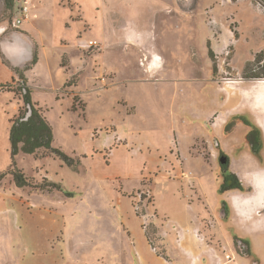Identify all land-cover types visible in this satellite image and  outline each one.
<instances>
[{
    "label": "rangeland",
    "instance_id": "rangeland-1",
    "mask_svg": "<svg viewBox=\"0 0 264 264\" xmlns=\"http://www.w3.org/2000/svg\"><path fill=\"white\" fill-rule=\"evenodd\" d=\"M259 3L264 0H16L9 8L0 0V27H5L0 38L13 42L18 36L25 52L18 67L0 52V85L21 88L23 75L53 128L52 146L76 159L89 155L76 168L42 150L12 156L13 119L26 108L20 94L0 88V264H118L116 257L121 264L126 258L138 264L136 247L148 249L144 235L158 253L172 252L176 264H252V259L264 264V207L255 203L264 200V130L262 162L255 159L237 175L244 191L226 193L227 199L246 198L258 209L244 212L238 203L230 204L225 220L218 218L220 152L228 156L249 149V129L236 116L224 120L220 133L212 129L216 114L205 120L221 109L223 87L238 91L230 81L255 85L264 79V56L254 59L258 52L264 55ZM22 5L29 8V20L12 27ZM132 23L145 29L141 34L164 56L163 71L145 73L146 50L127 39ZM79 37L99 44L81 49ZM73 83L82 97L75 98L76 110ZM122 99L137 107L136 116L124 121L128 127L150 138L172 129L180 153L167 155L165 166L155 171L161 176L153 187L151 179L133 194L134 203L118 192L119 180L110 179L125 168L127 157L124 163L116 156L113 166L105 164L127 138L114 135L115 128L97 129L111 120L123 123ZM237 107L244 106L239 102L232 111ZM252 113L245 119L264 122L263 112ZM19 172L27 178L25 185L18 184ZM124 177L131 188L133 178ZM247 235L250 244L240 253L237 244ZM66 237L73 246L66 247ZM154 255L145 257L159 264Z\"/></svg>",
    "mask_w": 264,
    "mask_h": 264
},
{
    "label": "crops",
    "instance_id": "crops-1",
    "mask_svg": "<svg viewBox=\"0 0 264 264\" xmlns=\"http://www.w3.org/2000/svg\"><path fill=\"white\" fill-rule=\"evenodd\" d=\"M19 7V6H18ZM17 7V9H18ZM128 26L131 28H127L129 32L127 36H129L128 42L130 43H135L138 44L140 43L142 46L141 48L139 46H137L141 51H143V49H145V56L144 59L145 60V66H144V71L145 73H149L151 75L155 74V73H159L161 71H163L165 69V58L164 56L156 51L153 50V46L151 43V38L148 37V35L144 32V34L142 35L141 33L143 31H145V29H141L139 30V28L135 25V24H128ZM76 28V27H75ZM76 34H77V28L74 29ZM133 30V31H131ZM131 31V32H130ZM146 34V35H145ZM0 37H1V32H0ZM76 35L73 38H70L69 40L74 43L76 41ZM237 35H234V38L237 39ZM23 40L21 38H19L18 36L14 38L13 42H9L8 44L11 46V48H13L12 54L13 52H15L12 56L13 59L19 60L21 59V56L24 55V49L22 48V46H20V42H22ZM5 41L3 39L0 38V45L3 44ZM146 43H149L148 47H146ZM63 47H67V44H64ZM16 49V50H15ZM151 49L154 52H151ZM1 52V51H0ZM23 53V54H22ZM156 53V54H153ZM259 53V52H258ZM40 54L38 55V57H36V62L39 61L40 59ZM161 57V58H160ZM35 62V63H36ZM143 63L142 61L140 62ZM151 64L154 65V68L151 69ZM26 78V77H25ZM21 79V78H19ZM68 78L64 79V82L67 80ZM22 80V79H21ZM24 80V79H23ZM27 80V79H26ZM263 80V81H262ZM257 81V80H256ZM255 81V85H252L250 83L247 84L246 81H239V80H234V81H230L231 84H234L235 86L238 87V91L236 92H231L230 88L227 85V87H223V92H221V94L223 95L221 102L219 103V106L221 107V109L219 111H216V109L212 110L211 112H209L206 115V119L205 120H209L212 116H214L215 114L217 115L216 117V122L217 125L216 127H213L212 129L218 131L219 133L221 132L222 126H223V122L224 120L227 118H230L232 116H243L246 117L245 115L250 114L251 117H254L253 115V111H260V107H258L259 105H264V79H259L257 82ZM14 84L17 83L16 80L13 81ZM63 82V83H64ZM78 83V82H77ZM76 84H72L71 85V97L73 99V110H76V106L74 105L75 102V98L77 96L81 97V95L79 93H77L74 90V87L77 85ZM23 84V82H22ZM260 84V85H259ZM26 86L31 89V87L28 85V83L26 84ZM261 90H263L261 92ZM57 96V95H56ZM32 98V97H31ZM56 99H58V97H56ZM82 99V97H81ZM233 99H237L235 102ZM241 102V104L244 107H237V111H232L234 106L237 105V103ZM120 103V102H119ZM121 106L124 108L123 113L122 114V122H115L111 120L110 125L109 126H97V129H102L103 132L105 131H110V128H115L114 135L117 133H120V136H123L126 139V143L119 145L118 147H116L114 150H112V153L109 155L108 157V161L105 162L107 167H111L113 166L112 164V158L116 157L117 158H122V162L123 161V157L126 156L128 161H125V168H123L122 170H116L117 172H114L110 179H116L119 180V188H118V192L123 196V197H127L128 200H130V202L134 203L135 197H133V194H138L139 190H141L142 186H146L148 185L150 182V180L152 179V183H151V187H153L154 184V178L161 176V174H156L155 171H158L159 169H162L165 166L166 163V157L167 155L169 156H174L176 151L178 152V142L175 143L177 141V136L175 134V132H172L171 130H167L165 132H161L160 134H158V136L155 137H149L150 134L147 135L142 133V131L138 130V129H134L133 127H128L127 124L124 122L127 119L136 116L137 114V107L133 104H130L128 102H126L124 99L121 100ZM87 107V105H86ZM86 107L84 109V113H86ZM131 108L134 109L133 112H129L131 110ZM264 113V112H263ZM127 116V117H125ZM49 122V121H48ZM252 123L256 124L258 127H261V131L263 132V128L262 125H264V122H260V121H256ZM249 129V126H247ZM259 127V128H260ZM108 133V132H105ZM102 135V134H101ZM105 135V134H103ZM264 135V132H263ZM106 136L111 137V135L107 134ZM103 136L102 137H97V157L102 156L101 152L99 151V149H101V143L103 142ZM108 140V139H107ZM176 150V151H175ZM121 152V153H120ZM120 153V154H119ZM179 153V152H178ZM83 154H88V152H84ZM180 154V153H179ZM89 155H84V156H80L78 159H76V156L72 157L75 162L77 163V166L80 165L81 163V158H85ZM229 156V166L230 169L232 170L233 168H235L236 170H238L236 172V174L238 175L240 173V171H245L250 167V164H252L253 161H255V157L253 156V154L251 153L250 149H242L241 151H239L237 154L233 155V154H228ZM235 162V163H234ZM128 173V174H127ZM243 173V172H241ZM127 177V179H131L132 182V187L127 189V187H125V185L123 184V181H125V177ZM239 177V175H238ZM122 181V182H121ZM144 183V184H143ZM147 183V184H145ZM253 185V182H252ZM226 198V200L229 202V204H231L234 208L236 203H238L237 205L239 206V209L244 210V212L247 211H252V210H256L258 208H256L255 205H253V203H250L249 205H243L242 203L245 202V199L242 198L240 201H235L233 199V196L230 197V200L227 199L226 194L224 196ZM242 206V208L240 207ZM220 210V209H219ZM221 217V213H218V218ZM254 229L257 228L256 225L253 226ZM128 230V228H127ZM128 233L131 235V232L128 230ZM66 247L67 246H73L75 241L71 238V237H66ZM144 241L147 243L148 245V249L144 250V249H139L138 247H136L135 249V256L137 259L138 264H152L149 261V258L145 257V255H147V253L150 252H154V257L157 259V261L159 262V264H176L174 259L170 258V255H162L160 253L157 252V250L154 248V246L151 245V243H149L148 238L146 237V235H144ZM151 245V246H150ZM154 248V249H153ZM69 249V248H68ZM113 261H116V263L121 264L120 261L118 260L117 262V257L114 258ZM132 261V260H131ZM123 264H133V262H129L128 259H123ZM113 264V263H112Z\"/></svg>",
    "mask_w": 264,
    "mask_h": 264
},
{
    "label": "trees",
    "instance_id": "trees-1",
    "mask_svg": "<svg viewBox=\"0 0 264 264\" xmlns=\"http://www.w3.org/2000/svg\"><path fill=\"white\" fill-rule=\"evenodd\" d=\"M7 7L12 8L16 0H4ZM264 56L261 53L256 54L255 60L260 61V58ZM36 56L32 57V64H35ZM17 69V68H14ZM20 78L22 82L24 81V76L21 75ZM21 88H10V85H0V88L7 89L9 91L16 92L17 95H21L25 108H29V114H26V109L19 108L18 115L14 117L13 124L10 133V142L12 145V156L16 152L22 150L28 154H38L42 150L43 154L45 152L53 154L56 157L63 160L67 165L76 168L77 163L75 160L67 155L65 152L58 148L52 146L53 141V128L44 116L42 109L38 104L33 102L31 98V90L22 84ZM245 125L250 127L247 133V141L251 144V153L258 160L262 162V149H263V135L261 129L254 123L245 119L243 116H238ZM221 155L224 153L220 152ZM226 156V155H225ZM224 156V157H225ZM223 163H220L221 174L223 180L219 187V192L222 193L226 190H237L244 191V187L240 182L239 178L235 173H233L229 168V158L226 156ZM18 184L25 185L27 183V178L23 173L19 172ZM227 214V213H226ZM225 214V217H226Z\"/></svg>",
    "mask_w": 264,
    "mask_h": 264
},
{
    "label": "built area",
    "instance_id": "built-area-1",
    "mask_svg": "<svg viewBox=\"0 0 264 264\" xmlns=\"http://www.w3.org/2000/svg\"><path fill=\"white\" fill-rule=\"evenodd\" d=\"M259 5L264 9V5L259 3ZM17 15L12 20V27L18 28L29 20V8L27 5H22L17 9ZM5 30V27H0V31ZM98 41L95 39H88L84 37H79L77 40V46L81 49H90L92 47L98 46Z\"/></svg>",
    "mask_w": 264,
    "mask_h": 264
},
{
    "label": "flooded vegetation",
    "instance_id": "flooded-vegetation-1",
    "mask_svg": "<svg viewBox=\"0 0 264 264\" xmlns=\"http://www.w3.org/2000/svg\"><path fill=\"white\" fill-rule=\"evenodd\" d=\"M242 122V121H241ZM243 123V122H242ZM244 124V123H243ZM245 125V124H244ZM247 126V125H246ZM249 130H250V127H249ZM249 130H248V132H249ZM247 132V133H248ZM246 136H247V134H246ZM246 140V142H247V144H248V147H249V149H250V151H251V144L247 141V138L245 139ZM225 156V154L224 155H221L220 154V157H219V160H220V163H223L222 162V158H225L224 157ZM229 158V157H228ZM220 169H221V167H220ZM231 170V169H230ZM232 171V170H231ZM234 173V172H233ZM236 174V173H235ZM237 175V174H236ZM222 180H223V177H222V174H221V182H222ZM221 182H220V185H221ZM229 191H235V190H226V191H224V192H222V193H220L219 192V190H218V192L220 193V194H222V202H221V204H220V210H218L219 208H217L216 210H218V213L220 212L221 213V216H223V218L225 219V220H227L229 217H230V213H231V207H230V204H229V202L226 200V198L224 197L225 196V194L227 193V192H229ZM227 213V214H226ZM225 214H226V217H225ZM249 238H251V236L250 235H247L246 237H244V240H242L241 241V244H237V248H238V250L240 251V253H244V249H246V247H247V244H250V239ZM167 251V250H166ZM170 254H173L172 252H170V253H168V255H170ZM252 261V264H259L258 262L259 261H257V260H251Z\"/></svg>",
    "mask_w": 264,
    "mask_h": 264
},
{
    "label": "water",
    "instance_id": "water-1",
    "mask_svg": "<svg viewBox=\"0 0 264 264\" xmlns=\"http://www.w3.org/2000/svg\"><path fill=\"white\" fill-rule=\"evenodd\" d=\"M5 44H4V46H3V44H1L0 45V47H1V53L9 60V62L11 63V65L13 66V67H18V66H20V63H19V61L17 60V62H16V60L15 59H13V54L15 53V52H13V54H12V49L13 48H11V46L8 44L9 42H4ZM14 50V49H13ZM26 114L28 115L29 114V108L28 107H26ZM225 159L224 158H222V162L224 161ZM220 218H222V217H220Z\"/></svg>",
    "mask_w": 264,
    "mask_h": 264
},
{
    "label": "bare ground",
    "instance_id": "bare-ground-1",
    "mask_svg": "<svg viewBox=\"0 0 264 264\" xmlns=\"http://www.w3.org/2000/svg\"><path fill=\"white\" fill-rule=\"evenodd\" d=\"M2 30V29H1ZM1 32V31H0ZM4 32V30H2V32L1 33H3ZM16 50V49H15ZM25 53V52H24ZM23 54V53H22ZM263 81V80H262ZM259 82V81H258ZM258 107H260V111L261 112H264V105L262 104V105H259L258 104ZM262 127H263V130H264V125H262ZM253 184H254V187H256V189H263V186L262 185H260V184H257L256 182H253ZM255 198V196H252V198H251V200L252 201H254L253 199ZM248 201V202H247ZM245 202H247V203H250L249 202V200H246ZM245 202H243V204L245 205ZM255 202V201H254ZM256 203V205L258 206V208H261V207H264V200H260V201H257V202H255ZM239 207V206H238Z\"/></svg>",
    "mask_w": 264,
    "mask_h": 264
}]
</instances>
